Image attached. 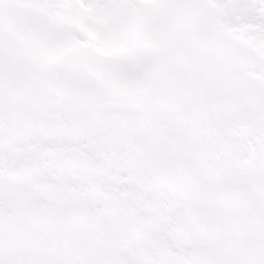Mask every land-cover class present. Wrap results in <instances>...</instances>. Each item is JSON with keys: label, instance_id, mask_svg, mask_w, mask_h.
Listing matches in <instances>:
<instances>
[{"label": "snow or ice", "instance_id": "obj_1", "mask_svg": "<svg viewBox=\"0 0 264 264\" xmlns=\"http://www.w3.org/2000/svg\"><path fill=\"white\" fill-rule=\"evenodd\" d=\"M0 264H264V0H0Z\"/></svg>", "mask_w": 264, "mask_h": 264}]
</instances>
